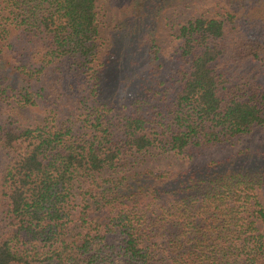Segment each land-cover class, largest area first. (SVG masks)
<instances>
[{"label": "trees", "instance_id": "trees-1", "mask_svg": "<svg viewBox=\"0 0 264 264\" xmlns=\"http://www.w3.org/2000/svg\"><path fill=\"white\" fill-rule=\"evenodd\" d=\"M145 1L110 37L99 0H0V264H264V143L211 155L264 129V0L183 23L173 79Z\"/></svg>", "mask_w": 264, "mask_h": 264}, {"label": "rangeland", "instance_id": "rangeland-1", "mask_svg": "<svg viewBox=\"0 0 264 264\" xmlns=\"http://www.w3.org/2000/svg\"><path fill=\"white\" fill-rule=\"evenodd\" d=\"M221 4V0H163L156 6L152 27L158 46L156 49L159 50L161 56V75L164 78H172L179 66L177 52L179 40L176 34H178L180 26L198 16H213ZM141 10H146V1L144 3V0H99L98 2L99 20L104 31L110 37L115 35V26L120 27L118 24L123 20L127 21L130 28L134 26V23H138L139 21L135 22V20ZM258 10L260 13L249 14V16L245 14V19H247L246 26L243 28L245 31L250 28L254 32L264 33V4ZM243 26L244 24L241 25V27ZM137 46L140 47V44L137 43ZM148 55H154L153 50H150ZM261 74L262 71L254 66L241 67L238 73L240 77H247L250 80L254 76L257 81H262ZM121 80L126 82L128 77L123 76ZM128 107L132 108V105ZM257 143H264V129H257L249 136L242 137L225 149H219L211 155L214 158L222 157L244 148L245 145L255 147ZM150 157L152 160L149 158V162L152 166L174 168L186 164L184 158L172 153L154 154Z\"/></svg>", "mask_w": 264, "mask_h": 264}]
</instances>
